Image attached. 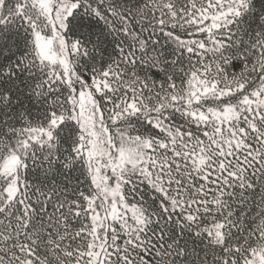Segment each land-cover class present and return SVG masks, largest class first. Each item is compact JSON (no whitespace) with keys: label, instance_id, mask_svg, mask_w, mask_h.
I'll return each mask as SVG.
<instances>
[{"label":"snow or ice","instance_id":"6c2138e0","mask_svg":"<svg viewBox=\"0 0 264 264\" xmlns=\"http://www.w3.org/2000/svg\"><path fill=\"white\" fill-rule=\"evenodd\" d=\"M0 264H264V0H0Z\"/></svg>","mask_w":264,"mask_h":264}]
</instances>
